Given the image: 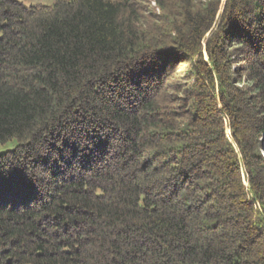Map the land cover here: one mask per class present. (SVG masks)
<instances>
[{"label": "trees", "instance_id": "trees-1", "mask_svg": "<svg viewBox=\"0 0 264 264\" xmlns=\"http://www.w3.org/2000/svg\"><path fill=\"white\" fill-rule=\"evenodd\" d=\"M10 141L0 264H264V0H0Z\"/></svg>", "mask_w": 264, "mask_h": 264}, {"label": "rangeland", "instance_id": "rangeland-1", "mask_svg": "<svg viewBox=\"0 0 264 264\" xmlns=\"http://www.w3.org/2000/svg\"><path fill=\"white\" fill-rule=\"evenodd\" d=\"M19 1L22 2L25 6L31 7V6H35V5H39V4L53 5L56 0H19ZM228 133H229V131H228ZM16 144H17L16 141H10L6 144H0V154H3L7 151L14 150ZM263 154H264V150H263Z\"/></svg>", "mask_w": 264, "mask_h": 264}]
</instances>
